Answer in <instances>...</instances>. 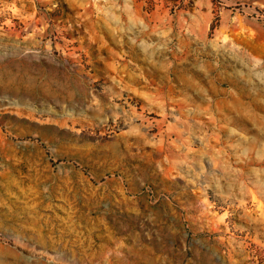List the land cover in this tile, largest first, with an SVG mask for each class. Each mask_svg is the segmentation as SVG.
<instances>
[{"label":"rangeland","instance_id":"rangeland-1","mask_svg":"<svg viewBox=\"0 0 264 264\" xmlns=\"http://www.w3.org/2000/svg\"><path fill=\"white\" fill-rule=\"evenodd\" d=\"M0 264H264V0H0Z\"/></svg>","mask_w":264,"mask_h":264}]
</instances>
